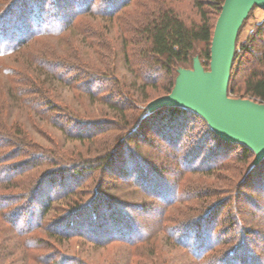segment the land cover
<instances>
[{
	"label": "rangeland",
	"instance_id": "1",
	"mask_svg": "<svg viewBox=\"0 0 264 264\" xmlns=\"http://www.w3.org/2000/svg\"><path fill=\"white\" fill-rule=\"evenodd\" d=\"M13 1L0 0V13ZM96 1L97 5L101 3V0ZM198 1L201 4H197L196 0H133L113 22L94 14L95 10L93 13H83L76 15L75 24L59 36L36 37L22 48V52L6 53V56L0 57V169H20L14 172L11 183H0V197L5 200L0 212L13 214L20 207L27 206V198L32 196L31 192L40 178L52 171L53 175L56 173V163L87 161V171L82 176H74L72 172L68 174L71 177L67 175L68 185L74 184L72 188L75 191L64 199L65 195L54 201L52 210L44 220L45 228L29 236L39 243L38 249H30L32 257L23 263L20 259L16 262L13 257L6 264H44L42 257L50 258L48 264L59 263L62 257L70 264H217L230 251L239 250L244 245L247 251L264 262V164L259 165L249 178L248 172L255 156L253 154L245 160L242 148L237 144L224 146L220 150L224 157L217 164L205 162L206 155L215 148L218 140L207 132L208 126L202 119L187 114L183 118L186 125L184 135L177 144H173L168 136L173 127L150 119L142 125V130L137 129L138 134L134 135L132 141L127 138L130 144L125 143L120 158L105 170L92 161L98 157L97 153L114 149L121 139L128 136L145 115L147 105L165 96L170 83L177 76L176 71L170 77L154 68L148 71L151 78L147 83L152 85L142 88V84L134 82V77L124 68L121 57L124 44L134 55L130 57L134 66L143 68L145 74L152 64V59H143L142 52L146 51L144 30L149 19L161 10L171 9L187 26L198 25L201 23L199 7H203L215 25L219 13L212 2ZM263 26L264 10L254 9L245 21L237 42L238 56L233 63L236 82L241 83L248 70L257 66L255 54L263 49L264 32L256 38L254 45L253 39ZM122 31L123 37L120 35ZM107 42L117 53L116 62L113 55L105 53L103 64L98 65L101 58H95L93 52L98 51V43ZM246 44L253 45L254 50L243 52L242 47ZM205 50L204 44L197 45L191 63L185 68H192L193 59L199 57L208 70ZM42 54L58 59L56 64L61 63L57 73L64 74L62 81L52 82L51 74L37 66L36 61ZM41 73H45L46 77ZM22 75L27 76V80ZM92 77L100 80L103 89L106 87L102 92L93 90L99 95L98 102L90 97L86 98L87 101L79 99L86 97L87 83ZM114 79L127 86L136 83V89L123 97V102L132 107L127 111L126 120L123 118L115 122L112 128L98 129L99 135L91 140L73 139L72 133L89 131L83 129L82 124H75L77 112L86 121L111 122L113 117L116 118L115 113L100 102L102 96L110 93ZM21 81H25L26 87L31 89L27 90L30 92L24 99L37 104L35 110L21 107L9 97L10 87H15L16 82ZM238 98L249 99L246 96ZM84 111L86 115L82 113ZM23 141L28 148H22ZM195 149L202 155L186 169L180 163ZM89 165H94L91 168L96 169L91 170ZM198 166L199 170H192ZM210 166L212 169L209 170ZM149 173L174 191L175 196L166 202L145 188V183L139 181L138 177L142 176V180ZM40 187H43V193L38 199L47 193L53 194L55 189L62 192L65 186L61 185L59 176L51 175L42 180ZM100 195L119 201L118 204H111H115L141 229L145 239L135 243L116 239L101 246L86 233L76 234L70 240L49 236V223L61 218L73 205H95L101 199ZM211 209L220 239L214 241V248H209L203 260H198L191 249L182 243L183 240L179 241L183 237L182 228L191 219L198 220ZM87 216L89 220L92 218L89 217L90 213ZM3 225L6 227V223ZM170 228L175 232L172 233Z\"/></svg>",
	"mask_w": 264,
	"mask_h": 264
},
{
	"label": "trees",
	"instance_id": "2",
	"mask_svg": "<svg viewBox=\"0 0 264 264\" xmlns=\"http://www.w3.org/2000/svg\"><path fill=\"white\" fill-rule=\"evenodd\" d=\"M132 1L133 0H101L99 6L97 5L96 0H14L5 11L0 13V57L2 55L6 56V53L17 54L22 52L24 50L22 48L26 47V45L36 37H40L42 35L52 37L59 36L62 32L70 29L75 24V18L83 13H93L95 10L96 12H94V14L97 13L113 22L115 19H118L120 12L122 14V10L129 7ZM210 1L212 2L211 4H213V7L220 14L225 0ZM196 2L197 4H201V1L196 0ZM199 10L201 14V23L192 26H187L171 9H164L152 15L149 19L147 27L144 30L147 45L146 51H142L144 53L143 59H152V64L148 66L149 68L147 67L148 70L144 69L147 70L145 74L142 72L143 68H140V66L137 67V65L134 66L130 58L133 53H129L128 46L124 44L122 50L123 54H121L122 61L124 68H126V70L134 77V82L142 84L140 86L144 89L147 88V86L152 85V83H147L149 78H151L148 75V71L154 70V68H157L156 70L158 71H164L166 75L173 77L175 71L177 72L179 68H185L191 63L195 48L199 44L205 45L206 50L204 55L209 65L211 59L210 48L215 25L212 24L208 13L204 11L203 7H199ZM258 30L259 31L256 33V37L253 39V45L256 38L263 34L264 26ZM123 33L124 31L120 34L122 37L124 35ZM253 45H244L242 47V51H253ZM97 49L98 51L93 52L95 54H93V56L97 59L101 58L98 65L103 64L104 60L102 59H104L106 54L109 56L113 55L115 59L114 62H116L117 53L114 52L115 49L111 47L110 43H102L101 45L98 43ZM237 56L238 53L236 51L235 58ZM255 59L257 66L248 70L241 83L236 82L237 78L234 75L232 67L229 92L237 98L246 96L249 99H253L258 103L264 104V43L263 49L259 53L255 54ZM56 61H58V59L55 60V57L53 59L45 54H42L39 57V60L36 61L38 67L41 66V69L43 68L46 73H49V75L51 74L52 82L57 80L62 81L64 77V74L57 73V70H59L62 65L61 63L56 64ZM108 64L111 65V62ZM41 74L46 77L45 73ZM22 77H24V80H27V76L22 75ZM99 81L97 77H92L91 80L89 79L86 88L87 91L83 89L86 97L82 96L79 99L85 101L86 98L90 97L91 100L98 102L99 95L93 92V90L96 89L97 91L102 92V90L106 89V87L103 89V86L100 85ZM117 81L116 79L113 80L114 84L111 87L110 93L102 96L100 99V102L103 104L105 103L109 109L115 113L117 121H115V117H113L111 122L109 120L86 121L84 117H80L82 114L77 112L75 113V124L80 123L82 124L83 129L87 128L89 131L88 133H85V131L78 132L76 134L72 133L73 139H77L78 141L91 140L99 135V131L102 128H112L115 122H120L123 118L126 120L127 111L131 110L132 107H129L128 104L123 102V97L126 96V94H129L132 89H136V83H132V85L127 86L126 84ZM16 83L15 87H10L11 91L9 92L11 94L9 97L12 99L13 103H16L21 107L26 106L31 110H35V106H37V104L34 105L30 100L24 99L25 95L30 92L27 90L31 89L26 87L25 81ZM29 83H32V81H29ZM174 83L175 80H172L166 95L171 93ZM82 113L86 115L85 111ZM187 114H192L196 118L202 119L200 116L189 110L178 108L163 109L157 113L147 116L141 120L140 123L132 129V131L130 130L129 135L121 139L114 149H107L103 153H97L98 157L94 160L92 159V161L96 162L100 169L105 170L107 166H110L111 163L116 162L120 158V152L125 146V143L126 145L128 143L130 144L129 141H132L134 135L138 134L137 129L140 128L142 130V125L150 119H156L157 123H166L170 128L173 127L174 129L171 133H168V136L173 144H177L183 138V132L186 128L184 123L185 119L183 118L186 117ZM157 118H159V120H157ZM207 132L214 135V137L218 140V144L213 149L214 153L212 150L206 155L205 162H215L217 164L220 162V158L224 157L221 155L222 152H220V150H223L224 146H229L231 144L222 142L213 133L209 126L207 128ZM65 133L67 132L65 131ZM127 138H129V141ZM25 143L26 142L23 141V145H21L22 148H28V145ZM239 146L242 148V155L245 160L253 155V152L249 149L242 145ZM192 151L193 150H191L190 154H188V156H186L180 163L181 165H184L186 169L193 166L196 163L195 161L202 155V153L197 149H195V152ZM62 163L70 164L66 165ZM263 164L264 161L260 164V166ZM54 166L57 168L55 171L56 173L53 175L54 171H52L40 178L37 185L34 187V190L31 192L32 196L30 195L31 197L27 198V206L20 207V210H16L13 214H10L11 212L5 214L0 212V264H6L8 260H12L13 257L16 262L20 259L22 263L24 260L28 261V259L32 257L30 249H38L39 243L36 242L38 240L35 241L29 236H31L32 232L45 228L44 220L48 213L52 210L54 201L60 200L63 195H65L63 197L64 199L75 191V189L72 188V185L74 184L70 183L72 185H68V180H66L67 175L72 172L74 176H82V174L87 171V161L84 163H71L70 161L58 162ZM91 166L94 165H89L91 170L96 169V167L91 168ZM211 166L209 170L212 169ZM257 168L248 172L249 178ZM199 169L200 167L198 166L194 167L192 170ZM19 170V168L0 169V183H11L14 178V172L17 173ZM51 175L57 177L59 176L61 178V185L63 184V186H65L63 191L60 192L57 191L58 189H55L53 194L47 193L45 197L38 199L40 194L43 193V191H41L43 190V187H40L42 180H45V178L48 176L50 177ZM68 176L71 177V175ZM141 177L142 176L138 177V180L145 183V188L156 194L160 197V199L167 202L170 198L175 196L176 193L174 191H170V189L163 184L162 181H159L158 179V181L155 180L156 178L150 175V173L146 174L142 180L140 179ZM61 193L63 194L60 195ZM54 195H57V197ZM100 196L101 199L95 205H73L65 211V214L61 218H57L49 223V225H47L49 236L62 238L63 240H70L72 236L76 234L86 233L90 239H93L101 246L104 243H109L116 239L129 243L141 242L145 239L143 233H141V229H138L134 222L122 213V211L118 209L115 204H111L112 202H117L118 204L119 201H116L106 195ZM2 199L4 198L0 197V209L2 208V203L5 201ZM222 205L223 204H219V206ZM212 211L213 210L211 209L198 220L191 219L190 222L182 228L183 237L179 241L182 242L183 240L182 243L187 248L191 249L192 255L196 256L198 260H203L209 252V248H214V241H219L220 239L219 235L216 233L217 224L212 218L214 216ZM89 213V217H92L90 220L87 216ZM3 223H6V227ZM170 231L175 232V229L171 230L170 228ZM13 241L16 243L13 245L10 244ZM9 247H13V249H8ZM245 247L246 245H244L243 248L240 247L242 250L239 248V250L230 251V253H228L227 256L217 264H264V262H262L257 255L253 253L251 254V252L247 251ZM48 259L50 258L42 257V261L45 262L44 264H48ZM61 259V262L51 264H70L66 259L64 260L63 257ZM25 264L27 263L25 262Z\"/></svg>",
	"mask_w": 264,
	"mask_h": 264
},
{
	"label": "water",
	"instance_id": "3",
	"mask_svg": "<svg viewBox=\"0 0 264 264\" xmlns=\"http://www.w3.org/2000/svg\"><path fill=\"white\" fill-rule=\"evenodd\" d=\"M257 8L264 10V0H225L214 27L209 69L199 57L192 68H179L171 93L151 101L141 119L167 108L189 110L222 142L253 152L249 172L264 161V104L232 98L229 86L240 31Z\"/></svg>",
	"mask_w": 264,
	"mask_h": 264
}]
</instances>
